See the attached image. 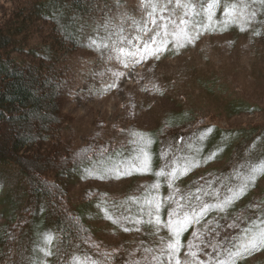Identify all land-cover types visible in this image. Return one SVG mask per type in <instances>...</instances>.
<instances>
[{
	"label": "rangeland",
	"instance_id": "374dc122",
	"mask_svg": "<svg viewBox=\"0 0 264 264\" xmlns=\"http://www.w3.org/2000/svg\"><path fill=\"white\" fill-rule=\"evenodd\" d=\"M37 1H0L1 26L8 24L17 9L32 12L33 47L47 40L54 43L53 39L64 35L58 30L63 29L62 23L44 22L33 13ZM105 7L95 17L86 46L66 50L62 62L54 60L63 70L58 67L49 73L58 75V82L65 80L64 85L59 82L66 91L63 135L76 147L101 137L108 145L126 146L141 132L158 135V139L153 144L152 173L72 179L70 194L96 234L94 246H88L87 254H77L73 264H111L116 248L121 254L114 264H168L157 257L165 256L174 242L171 228L161 232L154 224L141 226L124 218L151 219L144 214L145 204L162 194L167 223L177 207L167 197L175 192L169 176L158 173H170L174 170L170 165L184 168L193 162L199 166L179 179L176 199L183 196L187 203L192 196L197 204L199 193L204 202L219 203L233 189L247 186V192L227 212L215 211L202 224L192 225L193 230L183 237L179 260L216 264L223 252L230 264H264V171H257L264 169V2L111 0ZM25 25L20 22L14 28ZM153 47L158 55L151 54ZM16 124L10 121L0 127V134ZM217 152L220 155L209 162ZM0 176V224L11 218L21 222L30 206L28 182L16 165H1ZM158 183L162 189L155 188ZM200 189L205 191L200 193ZM102 194L109 197L108 204V199L103 205L99 201ZM112 205L116 210L109 212L122 223L105 212ZM47 213L42 206L34 229L22 228L13 247L0 243V264H49L57 236ZM198 230L202 238L196 237ZM257 240L262 242L260 249L236 258L244 244Z\"/></svg>",
	"mask_w": 264,
	"mask_h": 264
},
{
	"label": "trees",
	"instance_id": "16d2710c",
	"mask_svg": "<svg viewBox=\"0 0 264 264\" xmlns=\"http://www.w3.org/2000/svg\"><path fill=\"white\" fill-rule=\"evenodd\" d=\"M109 1L38 0L33 13L40 15L39 20L44 22L62 23L63 29L58 30L64 35L53 39L54 43L47 40L36 47L32 46L33 37L29 34L36 25L31 11L17 9L7 25H0V127L5 128L10 121L17 122L0 134V166L19 168L22 178L28 182L30 201L23 221L11 218L0 224V243L5 248L13 247L22 228L34 229L38 213L45 206L57 236V243L48 256L49 264H73L77 254H87L88 246L96 243L93 226L70 194L72 179L75 176L110 177L105 175L108 168L134 158L138 154L136 150L142 147L133 142L126 146L108 145L102 137L82 147L69 143L63 135L67 119L62 111V97L66 91L59 84L64 85L65 80L58 82V75L49 74L58 67L63 70L61 63L56 64L54 60L62 62L66 50L86 46L95 17L106 9ZM53 12L63 15L55 16ZM20 22L26 24L25 28L15 30ZM141 133L152 139L153 155L158 135ZM148 150L150 153L151 146ZM33 151L36 154L31 156ZM89 168L96 170L95 173L89 174ZM108 198L102 194L99 201L103 205ZM112 206L109 211L116 210ZM100 248L98 251L104 253ZM115 251L111 264L120 259L121 253L117 248Z\"/></svg>",
	"mask_w": 264,
	"mask_h": 264
},
{
	"label": "snow or ice",
	"instance_id": "6c2138e0",
	"mask_svg": "<svg viewBox=\"0 0 264 264\" xmlns=\"http://www.w3.org/2000/svg\"><path fill=\"white\" fill-rule=\"evenodd\" d=\"M261 2H264V0H261ZM209 13L213 12V8L208 9ZM229 13L232 12V9L228 10ZM211 20L215 21V15L211 16ZM158 23V21H157ZM187 23V21H185ZM209 27H212V24L209 23ZM217 26H219V22H217ZM167 27V26H165ZM159 39V38H158ZM134 43V41H133ZM192 43H195L193 40ZM187 47V44L184 45ZM147 51V49L145 50ZM159 51H167V49H160ZM131 54V53H129ZM152 55H158L159 52L153 47L151 49ZM136 55H139V53H136ZM143 62L142 60L140 61ZM210 132L214 133L215 129H211ZM133 143L141 144L142 147L138 148L137 155L134 156V158L129 159L128 161L118 164L112 168H108L105 172L106 176H130L135 175L136 173H152L154 171L153 168V160L154 156L149 153V146L152 145L153 141L150 138L149 135L138 133L137 134V140L133 141ZM170 154V153H169ZM83 156L84 153H81ZM220 155L219 152H217L215 155L209 158V162L211 160L216 159ZM199 166L196 162H193L191 166L181 168L178 165H170V167H173L174 170L170 173L167 171H159L158 175L160 177L169 176V182L172 187V189L175 192L174 196L167 197L168 203L175 204L177 207L173 208L171 211V218L166 223L164 218V211H165V197L161 195H156L153 199L148 201L145 204V215L150 216L151 219L145 220V219H137L135 217H125L124 219L130 220L133 223H138L141 226H143L146 223L154 224L159 227V230L162 232L165 227L171 228L172 234L174 236V242L167 248L166 255L163 257H157L158 261H168V264H184L183 261L179 260V254L184 252V244H183V237L184 235L191 230L192 225H199L204 222V220L211 215V213L215 211H223L227 212L229 207L233 205L238 199L242 198L246 192H247V186L241 187L239 190L233 189L230 197L226 200H223L219 203H207L204 202L205 198L203 195H200L197 193L196 195L199 196L200 203L193 204V197L189 196L187 198V203H185V197L180 196L179 199H176V196H179L180 190L177 189V183L179 179L182 176H187L190 174V171L192 168ZM96 170L89 168L88 172L89 174H94ZM257 171H264V169H257ZM251 181H249L250 183ZM156 189H162L163 184H156ZM205 189H200V193H203ZM209 195H212L211 192H209ZM217 196L219 193L216 194ZM137 203H140V201H137ZM105 212L109 215L111 219L116 221L117 223H122L123 221L118 220L115 216L109 212L107 208L104 209ZM215 223V221H213ZM129 232L132 231L131 228L127 229ZM141 231H143V227L140 228ZM197 238H202V233L198 230L196 232ZM49 239H52V237H49ZM193 245L195 246V239L193 241ZM262 247V242L257 240L256 242L252 244H244L243 245V251L237 252L235 254L236 258L245 255L246 253L255 251L257 249H260ZM150 251H155V249H151ZM189 255H196L199 256V253H189ZM224 253L221 252V259L216 262V264H230V261L223 258Z\"/></svg>",
	"mask_w": 264,
	"mask_h": 264
},
{
	"label": "bare ground",
	"instance_id": "6f19581e",
	"mask_svg": "<svg viewBox=\"0 0 264 264\" xmlns=\"http://www.w3.org/2000/svg\"><path fill=\"white\" fill-rule=\"evenodd\" d=\"M80 12V11H79ZM8 123V122H7Z\"/></svg>",
	"mask_w": 264,
	"mask_h": 264
}]
</instances>
